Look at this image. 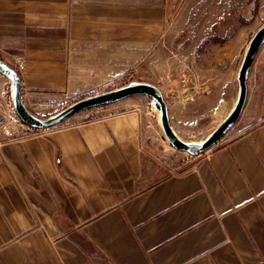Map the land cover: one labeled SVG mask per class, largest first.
I'll return each instance as SVG.
<instances>
[{
  "label": "crops",
  "instance_id": "crops-1",
  "mask_svg": "<svg viewBox=\"0 0 264 264\" xmlns=\"http://www.w3.org/2000/svg\"><path fill=\"white\" fill-rule=\"evenodd\" d=\"M168 10V0H0V60L23 61L22 102L45 119L75 74L117 80L158 58ZM223 29L180 59L209 69L195 93L225 111L246 46ZM130 82L157 87L169 113L167 83ZM246 87L238 133L170 170L146 169L137 97L49 130L0 126V264H264V45ZM9 89L0 75V112ZM180 93L184 112L193 103Z\"/></svg>",
  "mask_w": 264,
  "mask_h": 264
},
{
  "label": "rangeland",
  "instance_id": "rangeland-1",
  "mask_svg": "<svg viewBox=\"0 0 264 264\" xmlns=\"http://www.w3.org/2000/svg\"><path fill=\"white\" fill-rule=\"evenodd\" d=\"M168 4V23L171 22L174 27L172 25L169 27L171 31L166 33L163 42L157 47L160 48L158 58L148 63L150 59L148 56L136 74L130 73L117 80L109 79L110 77L98 80L86 74H75L70 89L53 99L52 108H47L48 113H58L78 100L114 90L127 85L132 80L146 78L158 86L167 83L168 88H171L170 92L176 96L172 102L169 101L170 124L176 134L187 142L198 143L205 140L227 116L229 109H232L234 99L225 111L223 107L213 108L212 104L203 97L204 94L201 98L200 95L198 96L199 93H195L197 86H203L204 74L208 73L209 69L195 66L188 60H183L182 64L180 56L182 52L191 55L190 46L186 48L188 44L196 43L212 33L215 35L218 27L222 33L224 25L228 29L226 38L232 39L236 33H242L245 37L244 46L247 47L253 35L264 26V0H168ZM240 19L245 23L244 25H239ZM176 76L183 79V82H175ZM180 85L186 86L181 88ZM180 90L183 91L182 96L188 98L186 102L193 103L191 107L188 105L184 112L180 107L182 101ZM7 97L0 112V126L10 130L12 136L15 134V131L11 129L14 125L13 121L19 120L13 108L10 89ZM136 97L134 100L138 101L137 106L145 114L146 149L150 153L149 165L146 169L153 171L157 166L168 170L173 169L180 164L182 158L189 156L169 146L162 132L159 116L152 108L150 99L143 96ZM103 115L104 113H93L89 117L94 120ZM235 127L236 125L231 129L233 135L238 133V127Z\"/></svg>",
  "mask_w": 264,
  "mask_h": 264
},
{
  "label": "water",
  "instance_id": "water-1",
  "mask_svg": "<svg viewBox=\"0 0 264 264\" xmlns=\"http://www.w3.org/2000/svg\"><path fill=\"white\" fill-rule=\"evenodd\" d=\"M264 45V26H262L250 39L237 75L238 96L231 111L220 125L202 142H187L182 140L170 124L167 104L160 90L145 82H130L114 90L78 100L64 108L55 115L40 119L33 115L23 104L21 99V80L18 73L0 60V75L10 83L11 100L15 114L28 129L34 131L49 130L55 128L75 115L112 106L125 99L143 96L150 99L152 108L157 112L162 132L169 146L177 152L185 153L189 157H198L217 145L226 134L235 126L240 118L246 103V83L255 56Z\"/></svg>",
  "mask_w": 264,
  "mask_h": 264
},
{
  "label": "trees",
  "instance_id": "trees-1",
  "mask_svg": "<svg viewBox=\"0 0 264 264\" xmlns=\"http://www.w3.org/2000/svg\"><path fill=\"white\" fill-rule=\"evenodd\" d=\"M211 40H212V39H208V40H206L205 42H203V43L200 45V47H199L198 50H197V54H198V56L204 51V49H205L207 46H209V45L212 44ZM106 107H108V106H106ZM103 108H105V107H103ZM91 111H92V110H91ZM87 112H88V111H87ZM30 131H31V132H38V131L31 130V129H30Z\"/></svg>",
  "mask_w": 264,
  "mask_h": 264
},
{
  "label": "built area",
  "instance_id": "built-area-1",
  "mask_svg": "<svg viewBox=\"0 0 264 264\" xmlns=\"http://www.w3.org/2000/svg\"><path fill=\"white\" fill-rule=\"evenodd\" d=\"M13 69L15 71L21 72L24 69V63H23V61H21V60L17 61L16 68H13Z\"/></svg>",
  "mask_w": 264,
  "mask_h": 264
}]
</instances>
